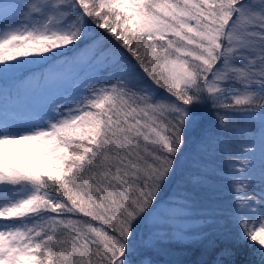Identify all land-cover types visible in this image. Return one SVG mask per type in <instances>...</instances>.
<instances>
[{
  "label": "snow or ice",
  "instance_id": "snow-or-ice-1",
  "mask_svg": "<svg viewBox=\"0 0 264 264\" xmlns=\"http://www.w3.org/2000/svg\"><path fill=\"white\" fill-rule=\"evenodd\" d=\"M205 226L194 264H264V0H0V264H153Z\"/></svg>",
  "mask_w": 264,
  "mask_h": 264
},
{
  "label": "trees",
  "instance_id": "trees-1",
  "mask_svg": "<svg viewBox=\"0 0 264 264\" xmlns=\"http://www.w3.org/2000/svg\"><path fill=\"white\" fill-rule=\"evenodd\" d=\"M207 116L211 119L210 113ZM208 128L211 131L212 125L209 124ZM234 139L242 141L243 137H234ZM187 155L189 158L192 156L191 150ZM182 174L183 169L167 191H171L175 187V183L181 179ZM203 232L207 233L206 238L196 245L182 246L175 242H164L159 244L157 248L148 250L145 254L151 258L153 264H194L198 260H210L212 257L206 254V250L210 242L216 239V233L213 228L207 226L203 228ZM256 259L257 257L250 255V249L243 246L238 247L236 256L238 264H244L245 261H248L249 264H255Z\"/></svg>",
  "mask_w": 264,
  "mask_h": 264
},
{
  "label": "rangeland",
  "instance_id": "rangeland-1",
  "mask_svg": "<svg viewBox=\"0 0 264 264\" xmlns=\"http://www.w3.org/2000/svg\"><path fill=\"white\" fill-rule=\"evenodd\" d=\"M53 86H55V85H53ZM37 163H39V161H37ZM46 170H47V169L44 168V167L41 168V171H46Z\"/></svg>",
  "mask_w": 264,
  "mask_h": 264
}]
</instances>
